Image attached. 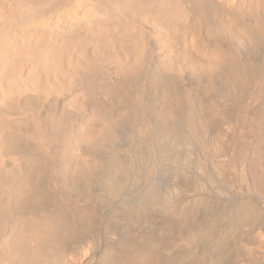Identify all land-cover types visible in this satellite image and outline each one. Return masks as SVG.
Here are the masks:
<instances>
[{"label": "rangeland", "instance_id": "1", "mask_svg": "<svg viewBox=\"0 0 264 264\" xmlns=\"http://www.w3.org/2000/svg\"><path fill=\"white\" fill-rule=\"evenodd\" d=\"M96 1L99 3L105 1V6L110 2L113 7L117 6V8L120 5L118 1L119 3L123 2V0ZM125 1L129 2L128 5L133 3L130 0ZM22 2H25L27 6L29 4V10H26L28 7ZM62 2L69 4L71 0H55L54 2L53 0H0V4L4 6H0V10L3 9L0 11V19L4 21L3 23L0 20V27L5 26L7 21L6 27L2 28L5 30L13 23L11 21L19 20L21 17L26 18L25 15L33 17L39 10V12H50L53 6L56 9V4H59L57 8L62 4L64 6ZM40 3H42L40 7H46H39L40 9L37 8L35 11ZM99 3L98 5H103ZM133 4L136 5V3ZM128 5L121 4L119 9L121 6H125L126 11L123 9V11H117L116 14L114 13L119 9L114 8V11L110 7L109 12L113 15L110 16L109 13L105 20H101L100 26L104 25V31L110 30L109 36L116 38H113L115 43L109 44L113 48L112 50L108 44L98 43L97 40H94L93 42L97 45L95 48L93 47L95 44L86 42L80 49L81 52L85 50L82 55L79 49L74 50L75 54L74 51L71 52L72 54L63 51L59 52L60 60L57 61L40 52L42 51V48L39 50L40 47L46 46L43 49L49 47L45 49L48 50L50 43L53 44V41L47 40V35H45L46 38L42 35L41 39L32 37V41L30 38L25 43V45H34L33 49V45L24 49L27 52L24 53L25 55L23 51L22 53L19 51L18 55L12 54L11 59H6L8 63L2 62L5 59L0 61V264H264V234H262L264 233V193L258 194L250 191L244 184H240L239 176H237L239 170L237 173L235 172L236 178L234 177V179L237 183L234 187H225L221 192L222 195L218 193V189L205 190L202 193L203 198H201V200L203 199L201 204L203 208L200 205L196 210L195 207L190 209L193 210V220L190 226L197 223L192 227H195V231L191 227L189 229V226H185L187 227L184 228L185 230L183 229L185 233L180 235L179 227L176 228L180 222L178 219H174L175 217L170 212V207L174 205V202L179 201L185 190V185H188L190 178H193L190 176L194 174L192 167L194 160L190 159L193 156L195 158L198 152L196 144L193 142L189 146L186 144L188 138L183 117V113H185L183 106L185 111V106L188 103L186 93L194 91L199 96H205L209 103L219 107L220 113L215 118L216 129L223 134L225 141L223 144L231 150L230 152L237 153L236 157L239 155L242 157L261 132L258 127V130L256 129V122H253L255 117L262 116L264 120V68L262 69L260 63H257L253 56L247 70L252 82L250 79L245 80L239 76L234 84L228 79L233 71L229 65L210 67L212 70L206 67L196 68L188 60L200 54L199 50L195 46L193 47L192 35L180 37L184 43L183 47L164 49L156 45L149 35L145 8H142L141 4H138L139 6L132 5V7ZM33 7L31 12L35 13L29 16L28 12ZM124 12H129L130 20L134 22V26L136 25L135 30H133L135 27L132 26L134 27L132 29L131 25L129 31L124 30L123 24L119 26V23H122L124 18L126 19L127 13ZM119 13L122 15L119 16ZM18 14L20 18H18ZM106 19H109L108 22ZM241 21L245 22V18H241ZM117 26L118 28L123 27V31L129 33L122 34V28L118 31ZM128 35L131 38L139 35L135 39H139L142 43L137 44L135 39L129 40ZM39 43L42 44L38 48ZM86 44L90 45L91 50ZM101 44L104 45V50L101 48ZM98 45L101 48L100 51H96ZM83 46L85 47L83 48ZM30 49H38V53H36L37 50L35 52ZM108 49L109 52L113 51V54L118 58L114 55L111 56ZM117 50H120V53ZM121 54L123 55L121 56ZM39 55L41 56L37 58ZM25 56L26 58H23ZM60 63L61 68L59 67ZM10 65L13 67V71ZM132 65L133 67L135 65L133 69L130 67ZM8 67L10 74L6 73L9 71ZM66 67L67 69H65ZM64 72L66 73L64 74ZM136 72L139 75H136ZM115 75H118L117 78L120 79L125 77L126 81L133 80L132 82L136 78L140 79L141 95L136 97L135 94L119 92L110 95L111 99H109L106 97L107 95L90 91L91 86L93 87L95 83L100 86L109 78L110 80L113 76L116 78ZM130 75L135 77L132 78ZM94 76L95 78H93ZM206 79H210V82L214 83H212L213 90L209 93L203 91ZM231 85L233 89L230 88L231 90L228 91V87ZM37 123L42 127L46 143L49 146L46 147L47 149H43L44 143L39 142L34 136ZM127 123L129 124L127 125ZM143 124L149 127V132L144 135L139 134V136L136 131ZM158 125L159 127H157ZM164 134H166L165 137H163ZM183 146H187V148L192 146L193 150H191L192 147L190 148L192 152ZM186 151L187 153H185ZM242 151L244 152L241 153ZM188 155H191V158ZM112 157L114 158L112 159ZM183 157H187L186 160ZM114 160L116 161L114 162ZM183 160L188 161V166H186L187 162L184 164ZM190 162L192 169H189ZM116 163H120V166H116ZM127 166L134 167L133 169L137 171H133ZM150 168L154 169L152 174L148 175V171L152 170ZM116 169L123 174L118 170V174L112 171ZM187 169L189 170L187 171ZM129 171H133L130 172L131 178ZM150 171L149 173H151ZM86 176L88 178L91 176L92 179H86ZM122 176L123 178L128 177L125 179L127 186H124L119 193L113 188L111 191L109 189L110 182L118 181V177L121 180ZM187 178L190 180H185ZM87 180H89L88 184ZM23 185L27 189L21 188L25 187ZM86 186L87 188H85ZM25 192L27 193L25 194ZM168 193L171 195L169 196ZM167 196L171 197L170 200ZM248 200L249 202H247ZM166 202L168 204L164 205L163 203ZM148 204L152 205L148 206ZM58 207L60 208L58 209ZM228 209L230 210L228 211ZM222 210H225L227 214ZM203 211L204 213H202ZM169 212L170 214H168ZM232 215L234 216L231 217ZM239 215L242 218H239ZM237 218L239 219L236 220ZM121 241L122 243H120ZM121 247L124 252L120 250ZM155 250L157 251L155 252Z\"/></svg>", "mask_w": 264, "mask_h": 264}, {"label": "bare ground", "instance_id": "2", "mask_svg": "<svg viewBox=\"0 0 264 264\" xmlns=\"http://www.w3.org/2000/svg\"><path fill=\"white\" fill-rule=\"evenodd\" d=\"M24 1V0H23ZM55 0H53L54 2ZM96 1V0H95ZM93 1L94 3L98 2V1ZM100 1V0H99ZM113 1V0H112ZM122 1V0H121ZM123 0V2L118 4H122V5H128V1ZM133 3H136V5H142V8H145L146 10V15L145 13H143V15H145L147 17V21H148V32L150 33L149 35H151L153 42H155L156 45L162 47V48H179V47H183V42L180 40L183 35H192L193 36V47L195 46V48L197 50H199V55L198 56H194L189 58L188 60H190L191 64H193V66H195L196 68H200L201 67H206V68H210V67H220V66H225V65H229L233 71L230 73V82H232L234 84L235 81H237V78L239 76H242L243 79L245 80H249L251 77H249V73L247 72L248 70V65L250 63L251 58L254 56L253 59L256 60L257 63H260V65L262 66V69L264 68V0H130ZM27 2V1H26ZM57 2V1H56ZM61 2V1H60ZM68 2V1H66ZM89 0H71V2H69V4L64 3V6L62 4V6H60L59 8H57L59 4H56V9L54 8L55 6H53V8H51L50 12H39L37 14H34L35 12H33V15L31 11H33L34 7L28 12L29 16L33 15V17H27L23 18L21 17V19L19 20H14L11 21L13 22L10 26H8L5 30H3L2 28L6 27V23L5 22V26H2V30L0 31V61L8 63V59H11V55L12 54H19V51L23 54L26 52L24 49H26V47L29 45H33V44H29V45H25L26 42L29 41V39L32 41V37L34 38H38L41 39L40 37L43 35V37H45V35H47V40H50L53 44L50 43V49L45 50L47 48L46 46L40 47V44H42L44 40H42V43H39L38 48L39 50L42 48V51H40L42 54H47L48 56H50L53 60H60V53L63 51H67V52H73L75 49L77 51V49H81L82 44L84 43H92L95 44V42H93L94 40H97L98 43H105V44H110V43H115L116 41L113 38L109 36L108 32H111L110 30L106 32V30L104 31V25L100 26L101 20H105V17L108 16V14L110 13V9H114L117 8V6H111L109 5V3H107L108 5H104V3H102L103 5L101 6L98 5V3L94 4ZM130 2V4H131ZM16 3V1H15ZM23 3V2H22ZM30 3V2H28ZM36 3V2H35ZM38 3V2H37ZM49 3V2H48ZM124 3V4H123ZM131 4L128 6L135 5V4ZM46 4V3H45ZM5 5V4H4ZM7 5V4H6ZM23 5L27 6V4L24 2ZM32 5V2H31ZM40 5H42V3H40L36 8L40 7ZM119 5V6H120ZM135 5V6H136ZM138 5V6H139ZM0 6L2 7L3 5L0 4ZM105 6V7H103ZM119 6L117 9H119ZM0 7V8H1ZM4 7V6H3ZM7 7V6H6ZM11 7V6H10ZM15 7V6H14ZM28 9L29 10L30 6L28 4ZM46 6L40 7V8H44ZM111 7V8H110ZM121 6V8L119 10H116V13H118L117 11H123L124 7ZM130 7V9H131ZM134 7V6H133ZM21 8V7H20ZM39 8V9H40ZM127 8V7H126ZM7 9V8H6ZM22 9V8H21ZM24 9V7H23ZM3 10V9H1ZM0 10V11H1ZM126 11V9H124ZM144 10V11H145ZM5 11V10H4ZM14 11V10H13ZM18 11V10H17ZM115 11V9H114ZM132 11V9L130 10V12ZM136 12V10H134ZM16 12V11H15ZM19 12V11H18ZM134 12V13H135ZM1 13V12H0ZM27 13V12H26ZM125 14L127 12H124ZM123 13V15H124ZM129 13V12H128ZM126 15V19L124 18L123 22L122 19L120 20L122 23H119V26L121 24H123L124 28H122V34L127 35V33H129L128 31L130 30V25L131 27L134 26V22L132 20H130V14ZM137 13V12H136ZM135 13V14H136ZM14 14V12H13ZM17 14V13H15ZM25 14V13H24ZM132 14V12H131ZM138 14V13H137ZM110 16L111 13L109 14ZM122 15L121 13H119V16ZM6 16V15H5ZM8 16V14H7ZM15 16V15H14ZM19 16V14L17 15ZM242 16V17H241ZM3 17V16H2ZM145 17V18H146ZM245 18V22L241 21V18ZM1 18V17H0ZM20 18V16L18 17ZM110 18V17H107ZM122 18V16H121ZM17 19V18H15ZM1 20V19H0ZM107 20V19H106ZM109 20V19H108ZM107 20V22H108ZM112 20V19H111ZM3 21V20H1ZM0 21V22H1ZM130 21V22H129ZM133 22V23H132ZM4 23V21H3ZM2 23V24H3ZM116 23V22H115ZM106 24V22H105ZM1 25V23H0ZM115 25V24H114ZM118 25V24H117ZM100 26V27H99ZM136 26V25H135ZM134 26V27H135ZM132 27V29L134 28ZM116 28V27H115ZM118 28V26H117ZM121 28H118V31L121 30ZM101 29V30H100ZM108 29V28H106ZM113 29V26H112ZM111 29V30H112ZM124 30H128L127 32L123 31ZM136 27L133 29L135 30ZM116 31V30H115ZM114 31V32H115ZM117 31V32H118ZM112 32V33H114ZM132 32V30H131ZM117 34V33H116ZM132 34V33H131ZM134 34V33H133ZM111 35V34H110ZM115 35V33H114ZM117 36V35H115ZM129 36V35H128ZM132 36V35H131ZM137 36H132L134 38H129L130 39H135V37ZM42 37V38H43ZM121 37V36H120ZM125 37V36H124ZM46 38V37H45ZM123 38V36H122ZM140 38V37H139ZM44 39V38H43ZM127 39V38H126ZM191 39V38H190ZM128 40V42H129ZM132 40V42H133ZM141 40V39H140ZM30 41V43H31ZM118 41V38H117ZM122 41V40H121ZM125 41V40H124ZM136 42H138L137 44H140L141 41H139V39H135ZM184 41V40H183ZM36 42V40H35ZM135 42V43H136ZM191 42V41H190ZM45 43V41H44ZM142 43V42H141ZM37 44V42H36ZM49 44V41H48ZM101 44V45H102ZM125 44V43H123ZM187 43H185L186 45ZM189 44V43H188ZM46 45V44H45ZM89 45V44H86ZM100 45V44H99ZM98 45L97 50L96 51H100L101 48L104 47V45H102V47L100 48ZM112 45V44H111ZM116 45H118L116 43ZM36 46V45H35ZM37 46L35 48H37ZM95 46H97L96 44L93 45V47L95 48ZM110 46V45H109ZM108 46V47H109ZM128 46V45H127ZM143 46V45H142ZM188 46V45H186ZM185 46V47H186ZM34 45L32 46L33 49ZM85 46H83L84 48ZM88 47V46H87ZM113 47V46H112ZM116 47V46H115ZM133 47V46H132ZM90 48V45H89ZM88 48V49H89ZM93 48V49H94ZM118 48V47H117ZM115 48V49H117ZM129 48V47H128ZM30 49V50H32ZM92 49V52H93ZM113 48H111L110 46V50H112ZM124 49V48H123ZM127 49V48H126ZM142 49V48H141ZM140 49V51H142ZM219 49V50H218ZM35 50V49H34ZM32 50V51H34ZM37 50V52H36ZM35 52L38 53V49H36ZM91 50V48H90ZM95 50V49H94ZM104 50V48H103ZM169 50V49H168ZM218 50V51H217ZM115 51V50H114ZM118 51V50H117ZM120 51V50H119ZM118 51V52H119ZM130 51V50H129ZM170 51V50H169ZM31 52V51H30ZM29 52V53H30ZM60 52V53H59ZM66 52V53H67ZM81 52V50H80ZM85 52V50L83 51ZM83 52H81V55L83 54ZM95 52V51H94ZM109 52V49H108ZM116 52V51H115ZM126 52V51H125ZM133 52V51H132ZM20 53V54H21ZM27 53V52H26ZM28 53V54H29ZM35 53V54H36ZM76 52L74 51V54ZM89 53V52H86ZM99 53V52H98ZM103 53V52H102ZM111 53V56L114 55L113 51L109 52V54ZM120 53V52H119ZM172 53V52H171ZM22 54V55H23ZM32 54V53H31ZM40 54V53H39ZM41 54V55H42ZM72 54V53H71ZM73 54V55H74ZM79 54V52H78ZM92 54V53H91ZM108 55V53H106ZM25 55V54H24ZM27 55V54H26ZM30 55V54H29ZM38 55V54H37ZM41 55L37 56L40 57ZM68 56V53L66 54ZM70 55V54H69ZM80 55V54H79ZM86 55V54H85ZM84 55V56H85ZM93 55V54H92ZM98 55V54H97ZM104 55V54H103ZM102 55V56H103ZM119 55V54H118ZM123 54H121L122 56ZM173 55V54H172ZM21 56V55H20ZM18 56V57H20ZM34 56V55H31ZM36 56V55H35ZM72 56V55H71ZM76 57V55H74ZM101 56V57H102ZM125 56V55H124ZM123 56V57H124ZM128 56V55H127ZM96 57V56H95ZM117 57L118 56H115ZM126 57V56H125ZM131 57V56H130ZM134 57V56H133ZM141 57V56H140ZM174 57V56H173ZM17 58V57H16ZM22 58V57H21ZM23 58H26L23 57ZM22 58V60H23ZM50 58V59H51ZM67 58V57H65ZM82 58V57H80ZM93 58V57H92ZM110 58V57H109ZM116 58V59H117ZM7 59V60H6ZM28 59V58H27ZM64 59V58H63ZM69 59V58H68ZM79 59V58H78ZM77 59V60H78ZM86 59V58H85ZM138 59V58H135ZM41 60V59H40ZM66 60V59H65ZM104 60V59H103ZM113 60V59H112ZM111 60V61H112ZM122 60V58H121ZM120 60V61H121ZM133 60V59H132ZM131 60V61H132ZM141 60V59H140ZM187 60V59H186ZM18 61V58H17ZM24 61V60H23ZM38 61V60H37ZM36 61V62H37ZM47 61V60H46ZM45 61V62H46ZM50 61V60H49ZM62 61V60H61ZM69 61V60H68ZM74 61V60H72ZM87 61V60H86ZM99 61V60H98ZM127 61V60H126ZM125 61V62H126ZM254 62V60H252ZM10 62V61H9ZM33 62V61H32ZM44 62V61H43ZM51 62V61H50ZM70 62V61H69ZM81 62V61H80ZM91 62V60H90ZM130 62V61H129ZM138 62V61H137ZM141 62V61H139ZM5 63V64H6ZM25 63V62H23ZM56 63V61H55ZM54 63V64H55ZM62 63V62H61ZM61 63L59 65V67L61 66ZM64 63V62H63ZM74 63V62H73ZM72 63V64H73ZM93 63V62H92ZM252 63V62H251ZM12 64V63H11ZM78 64V63H77ZM82 64V63H81ZM139 64V63H138ZM8 65V64H7ZM16 65V64H15ZM56 65V64H55ZM75 65V64H74ZM80 65V63H79ZM85 65V64H84ZM122 65V64H121ZM137 65V64H136ZM253 65V63H252ZM11 66V65H10ZM18 66V64H17ZM16 66V67H17ZM50 66V65H48ZM52 66V65H51ZM66 66V65H65ZM78 66V65H77ZM139 66V65H138ZM261 66H259L261 68ZM22 67V66H21ZM57 67V66H56ZM68 67V65H67ZM67 67L65 69H67ZM132 69L135 67L130 66ZM226 67V66H225ZM258 67V66H257ZM9 68V67H8ZM7 68V70H8ZM11 70L13 71V67L11 66ZM46 68H47V64H46ZM61 68V67H60ZM58 68V69H60ZM17 69V68H16ZM49 69V68H48ZM57 69V70H58ZM123 69V68H122ZM126 69V68H124ZM131 69V71H132ZM211 69V68H210ZM227 69V68H225ZM6 70V71H7ZM130 70V69H129ZM212 70V69H211ZM210 70V71H211ZM257 70V68H256ZM264 70V69H263ZM11 71V72H12ZM15 71V69H14ZM19 71V70H18ZM17 71V72H18ZM22 71V70H21ZM20 71V72H21ZM61 71V69H60ZM63 71V70H62ZM77 71V70H75ZM125 71V70H124ZM127 71V69H126ZM9 72V73H8ZM19 72V73H20ZM32 72V71H31ZM252 72V71H251ZM4 73V71H3ZM7 74H10V68L9 71L6 72ZM18 73V74H19ZM63 73V72H62ZM66 72H64L65 74ZM130 73V72H128ZM12 74V73H11ZM72 74V73H70ZM198 74V71H197ZM36 75V74H35ZM42 75V74H40ZM39 75V76H40ZM44 75V74H43ZM61 75V73H60ZM136 75L137 74L136 72ZM226 75V74H225ZM254 75V74H253ZM258 75V74H257ZM52 76V75H51ZM58 76V75H57ZM56 76V77H57ZM63 76V74H62ZM77 76V75H76ZM93 76V75H92ZM116 76V75H115ZM118 76V75H117ZM116 78L112 77V79L104 82V84L97 86L96 83L94 85L93 83V87L91 86L90 91L92 92H98L100 94H104L107 95L106 97L110 98V95H114L116 93H121V92H126L128 94H135V96H140L142 93L141 88V82L140 79L138 78H134V82L131 81H126L125 77L124 79H120V78ZM132 76V75H130ZM134 76V75H133ZM132 76V78H133ZM143 76V75H142ZM141 76V77H142ZM255 76V75H254ZM260 76V75H259ZM38 77V76H37ZM111 77V76H110ZM135 77V76H134ZM138 77V76H136ZM229 77V76H228ZM253 77V76H252ZM95 78V76L93 77ZM123 78V77H121ZM41 79V78H40ZM60 79V78H59ZM58 79V81H59ZM62 79V78H61ZM202 79V76H201ZM205 79V78H204ZM239 79V78H238ZM56 80V79H53ZM65 80V78H64ZM256 80V79H255ZM261 80V79H260ZM263 80V79H262ZM43 81V80H42ZM62 81V80H61ZM60 81V82H61ZM92 81V80H91ZM90 81V83H92ZM94 81V79H93ZM143 81V80H142ZM202 81V80H201ZM200 81V82H201ZM210 79H206L204 82V89L203 91L205 93H209L210 91H212V85L214 84L213 81L212 83L210 82ZM241 81V80H240ZM251 81V79H250ZM257 81V80H256ZM10 82V81H9ZM45 82V81H44ZM252 82V81H251ZM65 83V82H64ZM261 83V82H260ZM259 83V84H260ZM42 84V82H41ZM44 84V83H43ZM50 84V83H49ZM68 84V82H67ZM256 84V83H255ZM45 85V84H44ZM228 85V84H227ZM237 85V84H236ZM263 85V84H261ZM48 86V85H47ZM215 86V85H214ZM230 86V85H228ZM17 87V86H16ZM15 87V88H16ZM50 87V86H49ZM234 87V86H233ZM238 87V86H237ZM236 87V88H237ZM264 87V85H263ZM65 88V87H64ZM227 88V86H226ZM228 91L233 89L232 85L231 87H228ZM231 88V89H230ZM244 88V86H243ZM248 88V87H247ZM257 88V87H256ZM262 88V87H261ZM235 89V88H234ZM239 89V88H238ZM254 89V88H253ZM88 90V88H87ZM227 90V89H226ZM236 90V89H235ZM238 91V90H237ZM248 91V89H247ZM252 91V90H251ZM11 92V91H9ZM15 92V91H14ZM190 92V91H189ZM186 93V99L188 100L187 105L185 106V111H184V106H183V117H184V123L186 124V132H187V140L188 143H186L188 146L193 142L194 144L197 145L198 147V152L196 153V157L194 158V156L192 157V159L190 160H194V165L190 162V167L191 168V164L192 167L194 169V174H191L193 178H187L185 180H190L188 181L189 183H187L188 185H185V190L184 187L182 188L184 191L182 192V197L179 199L178 202H174V205H172V203H169L172 205V207H170L171 209V213L173 214V216L175 217L174 219H178L180 224H178V226H176V228L179 227V233L180 235H183L185 232H183V229L187 228L185 226H189L190 229V224L192 223L193 220V210L190 209H197V207L199 208V206L203 203V199L201 200V198H203L202 193L205 190L208 189H218V193L220 194L223 189L226 188H231L234 187L236 185L237 182H235L236 180L234 179L235 177V172L237 173V171L239 170V173L237 176H239V181L241 182L240 184H244V186H246L250 191H254L258 194H263L264 193V123H263V119L262 116L261 117H255V121H253L254 123L256 122V129L257 127L259 128L260 134L259 137L255 140V142L252 143V145L246 150V154H244L242 157H240V155L238 157H236L234 152H230L231 150H229L226 145L223 144L224 141V137L223 134L218 131L216 129L215 126V118L216 116H218V114L220 113V109L217 105L215 104H211L207 101L206 97L203 95L199 96L197 95L196 92L192 91L190 93ZM240 92V91H239ZM237 92V93H239ZM221 93V92H220ZM228 93H232V92H228ZM246 93V92H245ZM251 93V92H250ZM249 93V94H250ZM252 94V93H251ZM262 94V93H261ZM121 95V94H120ZM146 95V94H145ZM248 95V94H247ZM255 95V94H254ZM264 95V94H263ZM116 96V95H115ZM114 96V97H115ZM128 96V95H127ZM126 96V97H127ZM178 96V95H177ZM231 96V94H230ZM260 96V95H259ZM223 97V96H222ZM125 98V97H124ZM225 98V97H224ZM256 98V97H255ZM141 99V98H140ZM235 99V98H234ZM260 99V98H259ZM131 100V98H130ZM143 100V99H142ZM222 100V99H221ZM225 100V99H224ZM231 100V99H230ZM233 100V99H232ZM238 100V99H237ZM254 100V99H253ZM133 101V100H132ZM127 102V101H126ZM125 102V103H126ZM248 102V101H247ZM246 102V104H247ZM251 102V100H250ZM254 102V101H253ZM132 103V102H131ZM181 103V102H180ZM184 104V103H183ZM226 104V103H225ZM180 105V104H179ZM239 105V104H238ZM249 105V104H248ZM182 106V105H181ZM254 106V105H253ZM123 107V106H122ZM139 107V106H138ZM157 107V106H156ZM128 110V109H127ZM134 110V109H133ZM145 110V108H144ZM255 110V109H253ZM259 111V110H258ZM136 112V111H135ZM132 113V112H131ZM258 114V113H257ZM261 114V113H260ZM255 115V114H254ZM252 118V117H250ZM132 119V118H131ZM254 119V118H252ZM128 120V119H127ZM135 120V119H134ZM133 120V121H134ZM263 120V121H262ZM124 121V120H123ZM146 122V121H145ZM150 122V121H149ZM141 123V122H140ZM129 123H127L128 125ZM136 124V121H135ZM35 137H37V139L39 140V142H43L42 144L43 149L46 148L48 145L46 143L45 140V136L42 130V127L37 123V125H35ZM111 126V125H110ZM115 126V125H114ZM123 126V125H122ZM155 126V125H154ZM159 127V125L157 126ZM113 128V127H111ZM117 128V127H116ZM131 128V127H130ZM115 130V128H113ZM121 129V128H120ZM125 129V128H124ZM133 129V128H132ZM122 130V129H121ZM135 130V129H134ZM149 127L145 124L140 125L137 129V133L138 135H144L146 133H148L149 131ZM152 130V129H151ZM258 130V129H257ZM263 130V131H262ZM116 132V131H115ZM168 132V131H166ZM174 132V131H173ZM155 133V132H154ZM172 133V132H171ZM175 133V132H174ZM184 133V132H183ZM233 133V132H232ZM121 134V133H120ZM133 134V133H132ZM135 134V133H134ZM160 134V133H159ZM170 134V133H168ZM123 135V134H122ZM149 135V134H148ZM155 135V134H154ZM161 135V134H160ZM166 134H164L163 137H165ZM134 136V135H133ZM137 136V135H136ZM140 136V135H139ZM168 136V135H167ZM135 137V136H134ZM169 137V136H168ZM173 137V136H171ZM175 137V136H174ZM125 138V137H124ZM137 138V137H136ZM152 138V137H151ZM158 138V137H157ZM176 138V137H175ZM179 138V137H178ZM117 140V139H116ZM129 141V140H128ZM157 141V140H156ZM186 141V142H187ZM131 142V141H130ZM162 142V141H161ZM165 142V141H164ZM182 142V141H181ZM185 142V141H183ZM231 142V141H230ZM235 142V141H234ZM251 142V141H250ZM160 143V142H159ZM169 143V142H168ZM128 144V143H127ZM147 144V143H146ZM185 144V143H184ZM183 144V145H184ZM232 144V143H231ZM235 144V143H234ZM37 147L38 144L36 143ZM129 145V144H128ZM192 145V144H191ZM51 146V145H50ZM236 146V145H235ZM234 146V147H235ZM36 147V146H35ZM40 147V146H39ZM49 147V146H48ZM133 147V146H132ZM135 147V146H134ZM138 147V146H137ZM150 147V146H149ZM168 147V146H167ZM170 147V146H169ZM172 147V146H171ZM176 147V146H175ZM184 147V146H183ZM192 147V146H191ZM190 147V148H191ZM237 147V146H236ZM174 148V147H173ZM172 148V149H173ZM184 148L189 149L190 148L187 146H185ZM183 148V149H184ZM243 148V147H242ZM47 149V148H46ZM132 149V148H130ZM134 149V148H133ZM140 149V148H139ZM138 149V150H139ZM150 149V148H149ZM231 149V147H230ZM240 149V148H239ZM135 150V149H134ZM137 150V148H136ZM193 150V147L192 149ZM190 150V151H191ZM233 150V149H232ZM242 150V149H241ZM113 151V150H112ZM118 151V150H117ZM128 151H129V147H128ZM155 151V150H154ZM185 151V150H183ZM189 151V153L191 154V152ZM125 152V151H124ZM132 151L130 150V153ZM164 152V151H163ZM196 152V151H195ZM238 152V151H237ZM244 151H242L241 153H243ZM46 153V152H44ZM128 153V152H127ZM187 153V151L185 152ZM122 154V153H120ZM129 154V153H128ZM194 154V153H193ZM192 154V155H193ZM140 155V154H139ZM151 155V154H150ZM238 155V154H237ZM106 156V155H105ZM112 156V155H110ZM119 156V155H118ZM123 156V155H122ZM127 156V155H126ZM129 156V155H128ZM164 156V155H163ZM186 156V155H185ZM191 155H188V157ZM116 157V156H115ZM151 157V156H150ZM240 157V158H239ZM114 157H112L113 159ZM125 158V157H124ZM185 160L186 158L183 157ZM194 158V159H193ZM132 160V159H131ZM150 160V158H149ZM161 160V159H160ZM183 160V161H185ZM189 160V159H187ZM189 160V161H190ZM113 161V160H112ZM116 160H114L115 162ZM137 161V160H136ZM182 161V162H183ZM139 162V161H138ZM153 162V161H152ZM187 162V163H186ZM141 163V162H140ZM147 163V162H146ZM173 163V162H172ZM186 163V166H188V161H185L184 164ZM127 164V163H126ZM129 164V163H128ZM131 164V161H130ZM144 164V162H143ZM155 165V164H154ZM107 166V165H106ZM116 166H120V163H116ZM121 166L123 167V165L121 164ZM130 166V165H128ZM127 166V167H128ZM147 166V165H146ZM151 166V165H150ZM153 167V166H151ZM105 168V167H104ZM126 168V167H125ZM124 168V170H125ZM129 169L131 168V170L134 168L132 167H128ZM185 168V167H184ZM187 168V167H186ZM90 168H88L89 170ZM127 169V168H126ZM149 169V168H148ZM152 169V168H150ZM154 169V168H153ZM153 169L150 171L151 173H149L148 171V175L152 174ZM187 169V171L189 170ZM192 169V168H191ZM91 170V169H90ZM118 169L116 170H112L117 172L118 174ZM121 170V168H120ZM123 170V169H122ZM123 170V171H124ZM92 171V170H91ZM126 171V170H125ZM133 171H137L135 169H133ZM132 171V172H133ZM144 171V170H143ZM103 172V170H102ZM131 171H129V177L131 178ZM131 172V173H132ZM89 173V172H87ZM122 173L123 172H120ZM192 173V172H191ZM121 174V175H122ZM125 174V172H124ZM134 174V173H133ZM132 174V175H133ZM136 174V173H135ZM142 174V173H141ZM97 175V174H96ZM112 175V174H111ZM127 172H126V176H127ZM51 176V175H50ZM93 176V174H92ZM114 176V173H113ZM124 176V175H123ZM122 179L119 180V176L118 177V181L114 180L113 182H110V188L112 191V188L119 193V191L124 187L127 186L125 184L126 181L125 179L128 177H124ZM117 177V175H116ZM135 177V176H134ZM88 177L86 176V179ZM91 176H89V180H90ZM112 178V177H111ZM236 178V177H235ZM24 179V178H23ZM52 179V178H51ZM92 179V178H91ZM139 179V178H138ZM152 179V178H151ZM89 180L84 181L87 182V184L89 183ZM25 181V180H24ZM27 181V180H26ZM25 181V182H26ZM128 182V180H127ZM132 182V181H130ZM146 182V181H145ZM187 182V181H186ZM20 183V182H19ZM53 183V182H52ZM92 183V182H91ZM109 183V182H108ZM129 183V182H128ZM239 183V182H238ZM54 184V183H53ZM216 184L217 187H216ZM18 185V184H17ZM22 185V184H21ZM36 185V184H35ZM68 185V184H67ZM92 185V184H91ZM131 185V183H130ZM25 186V185H23ZM187 187V188H186ZM238 188V186H236ZM21 188H26L27 187H21ZM29 188V187H28ZM87 188V186L85 187ZM89 188V187H88ZM20 189V188H19ZM33 189V188H32ZM83 189V187H82ZM21 190V189H20ZM25 190V189H24ZM29 190V189H28ZM27 190V191H28ZM55 190V189H54ZM89 190V189H88ZM91 190V189H90ZM130 190V189H129ZM215 190V191H216ZM237 190V189H235ZM239 190H241L239 188ZM248 190V191H249ZM26 191V190H25ZM30 191L31 188H30ZM79 191V190H78ZM152 191V190H151ZM175 191V190H174ZM214 191V192H215ZM233 191V190H232ZM249 191V192H250ZM22 192V191H21ZM108 192V191H107ZM123 192V191H122ZM167 192V191H166ZM210 192V191H209ZM238 192V191H237ZM253 192V193H254ZM27 192H25L26 194ZM83 193V192H82ZM85 193V192H84ZM112 193V192H111ZM170 193V192H169ZM168 195L170 196L171 194ZM172 193V191H171ZM174 193V192H173ZM234 193V192H233ZM239 193H241L239 191ZM76 194V193H75ZM175 194V193H174ZM177 194V192H176ZM179 194V193H178ZM225 195V191L223 193ZM238 194V193H237ZM29 195V194H28ZM98 195V194H97ZM218 195V194H217ZM222 195V193L220 194ZM69 196V195H68ZM83 196V194H82ZM167 196V198L169 197ZM181 196V195H180ZM202 196V197H201ZM249 196V195H248ZM78 197V196H77ZM81 197V196H80ZM86 197V196H85ZM88 197V196H87ZM158 197V196H157ZM156 197V198H157ZM70 198V197H69ZM171 197H169L168 199L170 200ZM88 199V198H86ZM90 199V198H89ZM151 199V198H150ZM166 199V198H165ZM174 199V197H173ZM217 199V198H216ZM259 199V198H258ZM263 199V198H262ZM168 200V201H169ZM87 201V200H86ZM149 201V200H148ZM147 201V202H148ZM165 201V200H164ZM175 201V200H173ZM212 201V200H211ZM217 201V200H216ZM225 201V200H224ZM244 201V200H243ZM33 202V201H32ZM156 203V201H154ZM162 202V201H160ZM170 202V201H169ZM172 202V200H171ZM213 202V201H212ZM242 202V201H241ZM249 202V200L247 201ZM246 202V203H247ZM37 203V202H36ZM149 203V202H148ZM210 203V202H209ZM218 204V202H215ZM227 203V202H226ZM236 203V202H235ZM234 203V204H235ZM240 204V202H237ZM35 204V203H34ZM38 204V203H37ZM154 204V203H153ZM168 204V202L163 203ZM205 204V203H204ZM203 204V205H204ZM224 204V203H223ZM233 204V203H232ZM249 204V203H247ZM151 206L152 204H148V206ZM159 205V204H158ZM157 205V206H158ZM193 205V206H192ZM209 205V204H208ZM216 205V204H215ZM228 205V204H227ZM242 205V204H241ZM99 206V205H98ZM223 206V205H222ZM238 206V205H237ZM236 206V207H237ZM251 206V205H250ZM142 207V206H141ZM202 207V205L200 206ZM206 207V206H205ZM219 207V206H218ZM229 207V206H227ZM235 207V206H234ZM60 207H58L59 209ZM187 208V209H186ZM189 208V209H188ZM203 208V207H202ZM233 209V207H231ZM63 209V208H62ZM85 209V208H84ZM166 209V208H165ZM201 209V208H200ZM207 209V208H206ZM210 209V208H209ZM208 209V212H209ZM213 209V208H211ZM83 210V209H82ZM149 210V209H148ZM155 210V209H154ZM230 209H228L229 211ZM236 210V209H235ZM189 211V212H188ZM199 211V209H198ZM202 211V210H200ZM214 211V210H213ZM84 212V211H83ZM170 212L168 214H170ZM222 212L226 213L225 210H222ZM246 212V211H245ZM248 212V211H247ZM246 212V213H247ZM262 212V211H261ZM69 213V212H68ZM151 213V211H150ZM163 213V212H162ZM167 213V212H166ZM200 213V212H199ZM204 213V211L202 212ZM239 213V212H238ZM245 213V214H246ZM85 214V213H84ZM82 214V215H84ZM89 214V213H87ZM155 214V213H154ZM160 214V213H159ZM208 214V213H207ZM227 214V213H226ZM244 214V213H243ZM66 215V214H65ZM95 215H97L95 213ZM201 215V214H200ZM218 215V214H217ZM235 215V213H234ZM234 215H232L231 217H233ZM238 215V214H237ZM248 215V214H247ZM55 216V214H54ZM63 216V215H62ZM85 216V215H84ZM208 216V215H207ZM222 216V215H221ZM230 216V214H229ZM240 216V215H239ZM160 217V216H159ZM204 217V216H203ZM218 217V216H217ZM51 218V217H49ZM166 218V217H165ZM202 218V217H201ZM206 218V217H205ZM239 218H242L241 216ZM239 218H237L236 220H238ZM64 219V218H63ZM92 219V216H91ZM149 219V218H148ZM163 219V218H162ZM75 220V219H74ZM96 220V219H95ZM147 220V219H146ZM223 220H227V219H223ZM234 220V218H233ZM242 220V219H240ZM55 221V220H54ZM58 221V220H57ZM65 221V219H64ZM73 221V220H72ZM80 221V220H79ZM88 221V220H87ZM166 221V220H165ZM172 221V220H171ZM175 221V220H174ZM49 222V221H48ZM62 222V221H61ZM60 222V223H61ZM207 222V221H206ZM216 222V221H215ZM234 222V221H233ZM89 223V222H88ZM174 223V222H173ZM195 223V221L193 222V224ZM236 223H238L236 221ZM235 223V224H236ZM73 224V222H72ZM197 224V223H195ZM192 225L193 226H195ZM202 224V223H201ZM199 224V225H201ZM220 224V223H219ZM177 225V224H176ZM180 225V226H179ZM206 225V224H205ZM94 226V225H93ZM198 226V225H196ZM207 226V225H206ZM191 227V228H192ZM201 227V226H200ZM198 227V228H200ZM264 227V226H263ZM93 228V227H92ZM195 228V227H194ZM193 229V231H195V229ZM197 228V227H196ZM218 228V227H216ZM25 229V228H24ZM69 229V228H68ZM184 229V230H185ZM210 229V228H209ZM175 230V229H173ZM206 230V229H205ZM214 230V229H213ZM199 231V230H198ZM212 231V230H211ZM69 232V231H68ZM175 232V231H174ZM202 232V231H201ZM228 232V231H227ZM159 233V232H158ZM164 233V232H163ZM65 234V231H64ZM140 234V233H139ZM207 234V233H206ZM264 234V233H262ZM75 235V234H74ZM136 235V234H135ZM148 235V234H147ZM146 235V236H147ZM152 235V233H151ZM211 235V234H209ZM68 237V236H67ZM144 238V236H142ZM175 237V236H174ZM173 237V238H174ZM179 237V236H178ZM186 237V236H185ZM262 237V236H261ZM264 237V236H263ZM148 238V237H147ZM146 238V239H147ZM157 238V237H156ZM200 238V237H199ZM202 238V237H201ZM116 239V238H115ZM140 239V238H139ZM184 239V237H183ZM197 239V238H196ZM155 240V239H154ZM188 240V239H187ZM260 240V239H259ZM264 240V238H263ZM146 241V240H145ZM190 241V240H189ZM126 242V241H125ZM149 242V241H148ZM159 242V241H158ZM122 243V241L120 242ZM153 243V242H152ZM163 243V242H162ZM138 244V242H137ZM149 244V243H148ZM160 244V243H159ZM12 245V244H11ZM17 245V244H16ZM121 245V244H120ZM166 245V244H165ZM126 245H124L125 247ZM134 246V245H133ZM131 246V247H133ZM161 246V245H160ZM163 246V245H162ZM123 247V246H122ZM121 247L120 250H122L123 248ZM127 247V246H126ZM130 247V246H129ZM135 247V246H134ZM165 247V246H164ZM163 247V248H164ZM158 248V247H157ZM177 248V247H176ZM138 249V248H137ZM141 249V247H140ZM139 249V250H140ZM155 249V248H154ZM153 249V251H154ZM161 249V248H160ZM124 250V249H123ZM122 250V251H123ZM127 250V249H126ZM129 250V249H128ZM136 250V249H134ZM143 250V249H142ZM163 250V249H162ZM262 250V249H261ZM157 250H155L156 252ZM124 252V251H123ZM134 252V251H133ZM132 252V253H133ZM136 252V251H135ZM141 252V251H140ZM144 252V250H143ZM142 252V253H143ZM159 252V251H158ZM161 252V251H160ZM131 253V252H130ZM127 254V253H125ZM264 254V253H263ZM131 255V254H130ZM133 255V254H132ZM141 255V254H140ZM156 257V256H155ZM159 257V256H158ZM128 258V257H127ZM126 258V259H127ZM132 258V257H130ZM121 259V258H120ZM129 259V258H128ZM258 259V258H257ZM125 260V258H124ZM122 259V261H124ZM153 260V259H152ZM259 260V259H258ZM262 260V259H261ZM163 261V259H162ZM118 262V261H117ZM151 262V261H150ZM110 264V263H109ZM224 264V263H223Z\"/></svg>", "mask_w": 264, "mask_h": 264}]
</instances>
